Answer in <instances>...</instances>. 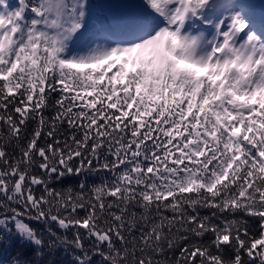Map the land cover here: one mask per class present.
<instances>
[{
  "label": "snow or ice",
  "instance_id": "6c2138e0",
  "mask_svg": "<svg viewBox=\"0 0 264 264\" xmlns=\"http://www.w3.org/2000/svg\"><path fill=\"white\" fill-rule=\"evenodd\" d=\"M0 264H264V0H0Z\"/></svg>",
  "mask_w": 264,
  "mask_h": 264
},
{
  "label": "trees",
  "instance_id": "16d2710c",
  "mask_svg": "<svg viewBox=\"0 0 264 264\" xmlns=\"http://www.w3.org/2000/svg\"><path fill=\"white\" fill-rule=\"evenodd\" d=\"M97 2H104V0H97ZM202 73V72H201ZM76 183V180L73 179V178H67L65 181H64V185L67 186V185H75Z\"/></svg>",
  "mask_w": 264,
  "mask_h": 264
},
{
  "label": "rangeland",
  "instance_id": "374dc122",
  "mask_svg": "<svg viewBox=\"0 0 264 264\" xmlns=\"http://www.w3.org/2000/svg\"><path fill=\"white\" fill-rule=\"evenodd\" d=\"M12 2L14 3V2H15V0H12Z\"/></svg>",
  "mask_w": 264,
  "mask_h": 264
}]
</instances>
